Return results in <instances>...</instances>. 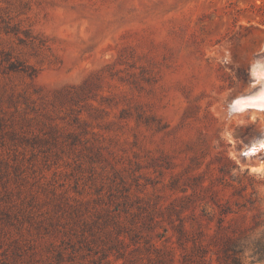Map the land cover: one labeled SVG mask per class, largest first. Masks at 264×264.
Segmentation results:
<instances>
[{
    "label": "rangeland",
    "instance_id": "obj_1",
    "mask_svg": "<svg viewBox=\"0 0 264 264\" xmlns=\"http://www.w3.org/2000/svg\"><path fill=\"white\" fill-rule=\"evenodd\" d=\"M263 73L264 0H0V264H227L217 209L205 258L173 209L197 176L264 206ZM123 202L156 251L92 225Z\"/></svg>",
    "mask_w": 264,
    "mask_h": 264
},
{
    "label": "trees",
    "instance_id": "obj_2",
    "mask_svg": "<svg viewBox=\"0 0 264 264\" xmlns=\"http://www.w3.org/2000/svg\"><path fill=\"white\" fill-rule=\"evenodd\" d=\"M219 171L230 174L227 169L220 168ZM247 174L248 171H245L242 175L245 176ZM236 179L238 180V186H233L228 183V185H225L231 186L232 190L229 191L225 201L220 203L216 197V190H212V182L209 181V183L205 184V180L201 176L194 178L196 183L190 186L192 193L183 194L180 197L181 203L179 207L173 209L177 220V225L175 226L177 242L180 246L183 244V239L191 241L193 247L201 254V257L205 258L206 254L204 249L206 245L201 242H205L209 238L213 239L215 243V234L209 236V233L203 229L213 215V213L207 212V207L212 208V210L216 208L219 215L216 231L220 235L218 243L220 244L219 249L223 254L221 260L227 264H242V260L245 258V252L247 251V258L251 260V263L264 261V206L261 204L257 196V191L254 189L252 183L245 184L239 180L238 176ZM198 189L204 191V193L211 191V194L209 197L199 195L196 192ZM183 192L185 193L186 191L184 190ZM47 202H51L56 211L66 214L73 221L79 218L82 213L80 208L81 203L69 206L63 202H56L54 199H48ZM120 205L122 208L119 209L118 206ZM116 206L112 210H106V214L103 213L105 216L103 225L96 222H93L92 225L98 229L99 227L103 228L109 236H111V233L114 234V238H112L114 248L117 245L121 246V248L129 245L128 241L132 245H135L139 243L138 240L143 239L144 243L149 245L147 247H151L156 251L158 248L155 244L150 243L146 237L140 235L142 230L152 228L154 221L151 215H147L146 223L141 215L143 209L138 207L136 212H131L126 216L127 221L124 223V221L119 220V215L121 213H129V204L123 202ZM5 215L7 216V214ZM228 215H234L235 218L232 224L225 227L223 221ZM52 223L51 221L49 222V224ZM138 223H140L139 227H137ZM109 224L112 226V230L106 228ZM194 226H196V230H192ZM227 230L230 231L231 235L224 233ZM157 253L159 252L157 251ZM107 258L108 256L104 254L102 264H112ZM155 263L164 264V260L159 257Z\"/></svg>",
    "mask_w": 264,
    "mask_h": 264
},
{
    "label": "bare ground",
    "instance_id": "obj_3",
    "mask_svg": "<svg viewBox=\"0 0 264 264\" xmlns=\"http://www.w3.org/2000/svg\"><path fill=\"white\" fill-rule=\"evenodd\" d=\"M263 76H264V73H263ZM254 103V104H253ZM252 104L254 105V106H257V107H264V96L261 98V99H259V100H257V101H254V102H252ZM238 107V106H237ZM256 107V108H257ZM241 109V108H240ZM263 109V108H262ZM263 145V144H262ZM258 147V146H257ZM260 147V146H259ZM253 151V150H252ZM252 151H250V152H252ZM258 151V150H257ZM249 152V153H250Z\"/></svg>",
    "mask_w": 264,
    "mask_h": 264
}]
</instances>
